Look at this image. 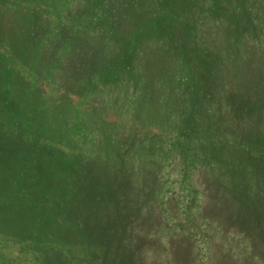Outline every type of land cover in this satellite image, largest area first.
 <instances>
[{
  "label": "rangeland",
  "instance_id": "374dc122",
  "mask_svg": "<svg viewBox=\"0 0 264 264\" xmlns=\"http://www.w3.org/2000/svg\"><path fill=\"white\" fill-rule=\"evenodd\" d=\"M0 264H264V0H0Z\"/></svg>",
  "mask_w": 264,
  "mask_h": 264
},
{
  "label": "trees",
  "instance_id": "16d2710c",
  "mask_svg": "<svg viewBox=\"0 0 264 264\" xmlns=\"http://www.w3.org/2000/svg\"><path fill=\"white\" fill-rule=\"evenodd\" d=\"M211 36H212V35H211ZM217 37H218V36H217ZM217 37H216V34H214L213 37H212V39H218Z\"/></svg>",
  "mask_w": 264,
  "mask_h": 264
}]
</instances>
